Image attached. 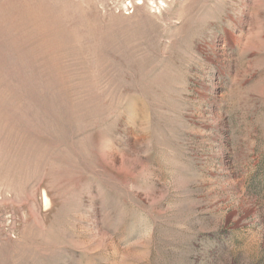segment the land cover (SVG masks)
I'll use <instances>...</instances> for the list:
<instances>
[{
  "label": "rangeland",
  "instance_id": "rangeland-1",
  "mask_svg": "<svg viewBox=\"0 0 264 264\" xmlns=\"http://www.w3.org/2000/svg\"><path fill=\"white\" fill-rule=\"evenodd\" d=\"M0 264H264V0H0Z\"/></svg>",
  "mask_w": 264,
  "mask_h": 264
},
{
  "label": "bare ground",
  "instance_id": "bare-ground-1",
  "mask_svg": "<svg viewBox=\"0 0 264 264\" xmlns=\"http://www.w3.org/2000/svg\"><path fill=\"white\" fill-rule=\"evenodd\" d=\"M45 200H46V197L44 196Z\"/></svg>",
  "mask_w": 264,
  "mask_h": 264
}]
</instances>
